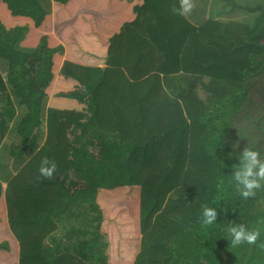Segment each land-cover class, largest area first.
I'll return each mask as SVG.
<instances>
[{
	"label": "trees",
	"instance_id": "1",
	"mask_svg": "<svg viewBox=\"0 0 264 264\" xmlns=\"http://www.w3.org/2000/svg\"><path fill=\"white\" fill-rule=\"evenodd\" d=\"M236 6L253 18L0 0V147L23 159L0 176V264H264V187L245 200L232 176L245 147L264 160V0ZM234 224L257 243L230 247Z\"/></svg>",
	"mask_w": 264,
	"mask_h": 264
},
{
	"label": "clouds",
	"instance_id": "2",
	"mask_svg": "<svg viewBox=\"0 0 264 264\" xmlns=\"http://www.w3.org/2000/svg\"><path fill=\"white\" fill-rule=\"evenodd\" d=\"M194 0H180V8L173 9L179 15L187 17L194 9ZM39 150L38 148L36 149ZM240 163L235 165V171L232 174L235 182L236 190L247 200L250 197H255L257 190L264 187V160L260 158V152L249 146L245 147L242 154L239 156ZM57 163L50 160L48 157L42 158L38 172L40 177L44 179H53L57 171ZM202 207L201 222L204 225L213 224L218 217V212L215 208L204 204ZM231 236L230 247H236L247 243L255 245L260 238L259 230H249L245 225H231L227 229ZM264 249V243L259 245Z\"/></svg>",
	"mask_w": 264,
	"mask_h": 264
},
{
	"label": "crops",
	"instance_id": "3",
	"mask_svg": "<svg viewBox=\"0 0 264 264\" xmlns=\"http://www.w3.org/2000/svg\"><path fill=\"white\" fill-rule=\"evenodd\" d=\"M233 2H235V6L233 5ZM259 2V0L252 2H245V0H194L195 7L192 12L187 16V18L194 24H201L208 19H217L222 21L240 18L243 19L251 15H245V10L243 8L237 7L236 4L245 7L246 5L254 6ZM10 157L12 158L11 155ZM19 161H21L19 166L20 168L22 166L21 163L23 159ZM19 168H17L15 171H12L10 179L14 174H16ZM2 181L4 185H6L8 182L5 178Z\"/></svg>",
	"mask_w": 264,
	"mask_h": 264
},
{
	"label": "rangeland",
	"instance_id": "4",
	"mask_svg": "<svg viewBox=\"0 0 264 264\" xmlns=\"http://www.w3.org/2000/svg\"><path fill=\"white\" fill-rule=\"evenodd\" d=\"M49 1L47 0V2H49ZM250 1L252 2V1H256V0H245V2H250ZM259 1L261 2L262 0H259ZM45 5L50 6V3H47ZM244 10H245L244 14L248 15V11L246 9H244ZM251 16L253 18V14ZM248 17H250V16H248ZM0 70L6 74V71H7L6 70V64L1 59H0ZM10 136H8L4 140V142L2 143V145L0 147V176L2 179L5 178L6 181H8L10 179V175H12V171H15L20 166V162H21L19 160H14L13 158L10 157V149L9 148L12 146L10 140H12L13 142H18V139L15 140V138L13 136H12V138ZM63 224H60V228H59L58 232L56 233V234H58V238H61L62 242H66V243L70 244V243L76 241V239H78L77 237L85 238L84 236L78 235L79 234L78 232H74L71 238H69V239L66 238L64 235H65V233L68 232V229L67 228L64 229Z\"/></svg>",
	"mask_w": 264,
	"mask_h": 264
}]
</instances>
